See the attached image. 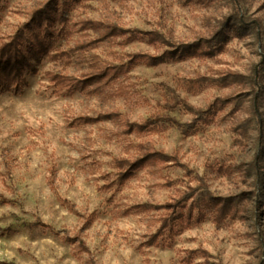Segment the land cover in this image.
<instances>
[{
	"label": "rangeland",
	"instance_id": "374dc122",
	"mask_svg": "<svg viewBox=\"0 0 264 264\" xmlns=\"http://www.w3.org/2000/svg\"><path fill=\"white\" fill-rule=\"evenodd\" d=\"M49 2L52 46L24 72L20 94L0 91V264H264V0L239 5L257 36L229 28L210 55L100 36L114 24L192 44L231 13L226 0H0V41L33 27ZM138 54L162 61H133ZM105 66L122 69L82 91L49 81H82ZM253 70L255 95L244 83ZM153 115L179 125L127 131ZM140 145L166 161L117 183L115 159L134 160ZM200 180L213 200L191 199L172 233L149 245L158 206L199 192Z\"/></svg>",
	"mask_w": 264,
	"mask_h": 264
},
{
	"label": "trees",
	"instance_id": "16d2710c",
	"mask_svg": "<svg viewBox=\"0 0 264 264\" xmlns=\"http://www.w3.org/2000/svg\"><path fill=\"white\" fill-rule=\"evenodd\" d=\"M226 1H228L229 5L231 6V13L216 21V29L212 32V35L209 38L200 39L192 44H180L177 42H172L165 35L158 32H141L137 30L123 31L114 24L104 25L103 33L100 37L106 38L113 35L122 34L124 35L123 37H126L124 42L127 44H130L135 40H142L153 46L162 45L171 47L174 48V55H177L178 58L184 57L186 55L192 57L210 55L214 51H220L221 45L224 44L228 37L226 31L229 28H250L254 31V33H256L257 36L256 24L249 21L240 14L239 5L241 4L242 0ZM51 5L52 3L49 2L44 4L42 7L34 10L30 22V25L33 24V27H31L29 30L19 28L7 40L0 41L1 92L20 94L23 88L26 86L24 72L27 71L35 73L33 61L39 59L43 55H46L45 53L52 46V43L49 40V34L51 32L50 24L55 21V16L53 15ZM84 25L88 27L92 26V23L87 21L84 22ZM132 58L133 61H140L141 63L149 66L158 65L162 61L161 57H157L154 55L138 54L133 56ZM121 69L122 66H105L104 69H101L96 73L87 76L82 81L77 80L72 76L51 74L49 81L53 85L55 90H69L73 88L82 91L85 88V83H90L91 81V83H94L101 80L107 82L110 77H112ZM261 69H264V63L262 64ZM259 77L260 75L258 74L257 78ZM244 83L250 89L251 93L255 95L258 91L259 86L258 83H256V75L254 70L252 72L251 78H245ZM253 98L255 99V97ZM182 106L188 113L193 114L195 117L201 114L199 110L187 103L182 102ZM113 116L114 115L105 116V118ZM252 116H255L254 109L252 111ZM83 121L86 122L88 120ZM196 121L192 122L193 124L195 123V126L197 124ZM163 122L176 126L179 125L178 122H176L169 116L153 115L140 125L127 123L126 129L128 132H131L133 130H137L138 132L155 131ZM191 124H189L188 127H192ZM139 147L142 151V154L132 161L128 159H115L114 162L116 168L118 169L116 176L117 183L120 184L125 180L126 176H128L129 173L143 165L164 162L167 159L166 155L163 152L148 151L143 145H140ZM198 188L200 189L199 192H196V189H191L190 192L182 194L180 197L173 199L171 202H166L163 205L158 206V209H162L164 212L160 217L159 228L147 242L149 243V245H156L159 239L172 233V231L174 230L175 221L177 219H181V216L177 215V211L185 208L186 204L191 199L195 198L196 202H199L200 200H213L212 194L208 191L203 180H200ZM260 194H263V192H260ZM62 205L64 206L65 202H62ZM67 208L71 211L70 206H67ZM78 243L80 248L84 247V244L82 242Z\"/></svg>",
	"mask_w": 264,
	"mask_h": 264
}]
</instances>
